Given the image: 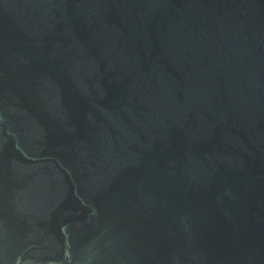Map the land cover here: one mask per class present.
I'll return each mask as SVG.
<instances>
[{
	"label": "water",
	"instance_id": "95a60500",
	"mask_svg": "<svg viewBox=\"0 0 264 264\" xmlns=\"http://www.w3.org/2000/svg\"><path fill=\"white\" fill-rule=\"evenodd\" d=\"M0 264H264V0H0Z\"/></svg>",
	"mask_w": 264,
	"mask_h": 264
}]
</instances>
